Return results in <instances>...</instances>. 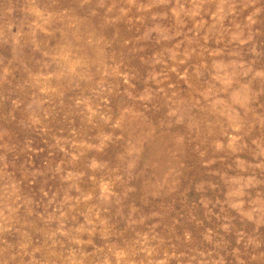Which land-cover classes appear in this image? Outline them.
Instances as JSON below:
<instances>
[{"label": "rangeland", "instance_id": "374dc122", "mask_svg": "<svg viewBox=\"0 0 264 264\" xmlns=\"http://www.w3.org/2000/svg\"><path fill=\"white\" fill-rule=\"evenodd\" d=\"M0 264H264V0H0Z\"/></svg>", "mask_w": 264, "mask_h": 264}]
</instances>
